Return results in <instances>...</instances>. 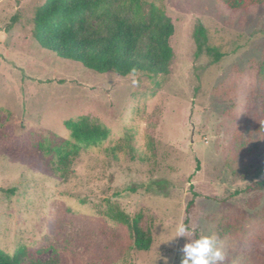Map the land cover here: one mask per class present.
Segmentation results:
<instances>
[{"label":"rangeland","instance_id":"1","mask_svg":"<svg viewBox=\"0 0 264 264\" xmlns=\"http://www.w3.org/2000/svg\"><path fill=\"white\" fill-rule=\"evenodd\" d=\"M45 1L0 0V249L17 264H180L196 194L187 227L218 237L224 264H264V190L246 192L264 181V6L142 0L171 20L173 57L166 76L124 78L38 46ZM198 26L220 62L196 55ZM80 118L108 138L75 144L64 123ZM117 211L142 214L147 252Z\"/></svg>","mask_w":264,"mask_h":264},{"label":"trees","instance_id":"2","mask_svg":"<svg viewBox=\"0 0 264 264\" xmlns=\"http://www.w3.org/2000/svg\"><path fill=\"white\" fill-rule=\"evenodd\" d=\"M231 11H247L264 6V0H218ZM142 0H46L34 16L31 36L42 49L61 59L74 61L99 74L114 73L127 77L136 72L168 75V65L173 57L169 44L174 34L171 20L163 11L149 6L145 12ZM197 56L204 52L216 64L224 57L216 48L206 45V32L198 26L193 35ZM75 144L94 146L108 138L109 132L101 126H89L85 119L64 123ZM256 132L264 135V108ZM162 182L156 184L162 186ZM191 187V186H190ZM264 190V181L253 183L246 192ZM193 194L186 204L183 225H188L194 207ZM112 217L129 226L133 247L147 252L152 244L150 229L143 230L142 214L130 219L120 211ZM199 237L198 235H196ZM17 252L10 256L0 249V264H17ZM30 264H36L31 262Z\"/></svg>","mask_w":264,"mask_h":264},{"label":"clouds","instance_id":"3","mask_svg":"<svg viewBox=\"0 0 264 264\" xmlns=\"http://www.w3.org/2000/svg\"><path fill=\"white\" fill-rule=\"evenodd\" d=\"M176 237L187 238L180 249V264H224L225 254L218 247L215 235L197 237L193 230L181 224Z\"/></svg>","mask_w":264,"mask_h":264}]
</instances>
